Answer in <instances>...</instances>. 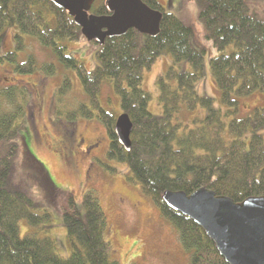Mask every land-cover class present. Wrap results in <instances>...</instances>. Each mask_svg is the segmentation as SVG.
<instances>
[{"label": "trees", "instance_id": "obj_1", "mask_svg": "<svg viewBox=\"0 0 264 264\" xmlns=\"http://www.w3.org/2000/svg\"><path fill=\"white\" fill-rule=\"evenodd\" d=\"M143 1L163 13L160 35L151 37L131 29L122 37L107 38L97 53L99 64L93 70L69 54L63 44L65 40L87 41L82 28L67 11L50 1L0 0V35L16 28L17 50L24 49L23 35L31 36L50 49L64 66L76 71L91 109L82 105L63 111V119L71 124L81 117H96L103 124L110 137L107 158L127 165L130 180L178 230L181 246L190 254V264H227L203 229L170 209L162 196L167 191H181L189 196L205 188L237 203L264 197V135L260 134L264 129V107L255 108L253 114L239 115V98L256 92L264 95V19L250 12L245 0H200V20L206 38L220 52L229 45L235 47L210 62L221 95L219 100L228 107L223 111L216 106L215 98L195 91L196 83L204 76L206 49L193 45L194 28L166 13L159 0ZM108 10L106 0H96L89 12L107 16L112 14ZM164 53H170L176 63L190 62L194 69L189 72L170 67L159 77L156 82L162 114L155 115L149 110L151 95L142 87L143 71L152 68ZM16 56V51L5 57L0 55V63L7 58L17 63L20 73L35 70L33 59L19 63ZM43 67L51 75L56 70L55 65ZM103 84L110 85L119 98L121 114L128 115L133 123L130 151L120 144L115 132L121 114L101 106ZM71 85L69 77L64 79L58 97L66 96ZM10 90L6 96L15 108L0 113V264H119L106 239L108 220L94 189L88 190L81 200L74 191H62L44 166L29 154L45 179L47 203L60 204L62 223L73 249L66 259L56 254V242L47 234L53 227L52 214L49 210L39 211L44 205L41 199L10 186L16 141L26 124L28 95L19 88ZM199 107L207 111L205 116L193 117L189 125L181 120L174 123L182 109L193 112ZM248 135L250 138L245 141ZM23 220L33 228L24 237L19 225Z\"/></svg>", "mask_w": 264, "mask_h": 264}, {"label": "rangeland", "instance_id": "obj_2", "mask_svg": "<svg viewBox=\"0 0 264 264\" xmlns=\"http://www.w3.org/2000/svg\"><path fill=\"white\" fill-rule=\"evenodd\" d=\"M159 1L166 13L176 15L194 28L193 45L198 49H206L203 58L204 76L196 83L195 91L200 96L215 98L216 106L226 111L228 107L219 100L221 95L212 75L210 62L214 56L234 51V45H229L224 52H220L213 41L206 38V30L200 20L203 10L200 0ZM245 2L253 15L264 19V0ZM17 34L19 31L16 28H9L5 34L0 35V55L5 57L16 51L19 63L33 59L36 68L33 72L20 73L16 70L17 63L7 58L0 63V113L10 112L15 108L6 96L7 91L19 88L28 94L27 114L24 119L26 124L16 141L17 155L13 161L10 186L37 200L41 199L44 205L39 211H50L53 227L47 234L56 242V254L69 258L72 245L62 223L60 204L47 203L46 183L43 182L45 179L42 172L30 161V153L44 166L51 180L62 191H74L79 200L88 190L94 189L98 193L108 220L106 239L112 244L113 259L119 264H190V254L182 248L178 230L163 218L155 203L130 180L127 165L107 158L110 137L103 124L96 117L92 120L81 117L71 124L66 118L63 119V111H73L82 105L88 106V110L91 109L90 99L76 71L64 66L50 49L31 36L23 35L24 49L17 50ZM63 44L68 47V53L82 62L88 70L95 69L99 64V43L65 40ZM173 59L170 53H164L152 68L143 71L142 87L151 95L149 110L152 114H162L160 89L156 82L159 77L165 75L170 67L193 72L190 62L176 63ZM47 65L56 66L54 74L51 75L49 70H45L43 66ZM68 77L72 82V90L60 98L58 88ZM103 85L101 106L119 116V98L114 95L110 85ZM239 103L240 116L253 114L255 108L264 107V95L256 92L239 98ZM206 112L202 107L193 112L184 108L181 115L174 119V123L181 120L189 125L193 117H203ZM260 134L264 135V129ZM249 138L250 135L245 141ZM75 139L84 140V143L80 144L82 152L71 157L69 144ZM19 225L22 237L33 230L24 220Z\"/></svg>", "mask_w": 264, "mask_h": 264}, {"label": "water", "instance_id": "obj_3", "mask_svg": "<svg viewBox=\"0 0 264 264\" xmlns=\"http://www.w3.org/2000/svg\"><path fill=\"white\" fill-rule=\"evenodd\" d=\"M47 1L75 19L88 42L103 45L107 38L122 37L131 29L151 37L161 32L163 13L151 9L143 0H106L112 13L107 16L90 14L96 0ZM115 126L120 144L130 151V117L121 114ZM162 197L170 209L203 229L227 264H264V197L237 203L205 188L189 196L181 191H167Z\"/></svg>", "mask_w": 264, "mask_h": 264}, {"label": "flooded vegetation", "instance_id": "obj_4", "mask_svg": "<svg viewBox=\"0 0 264 264\" xmlns=\"http://www.w3.org/2000/svg\"><path fill=\"white\" fill-rule=\"evenodd\" d=\"M82 143H84V140L77 141V139H75L73 141L72 140L70 141V144H69V155L71 157H75L78 153L82 152V149H81ZM94 158L98 159L97 156H95ZM99 159H101V158H99Z\"/></svg>", "mask_w": 264, "mask_h": 264}]
</instances>
